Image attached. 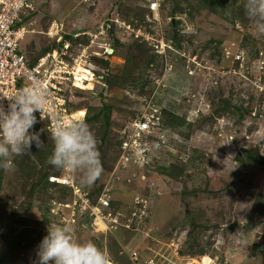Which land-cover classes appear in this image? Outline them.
Wrapping results in <instances>:
<instances>
[{"label": "rangeland", "instance_id": "1", "mask_svg": "<svg viewBox=\"0 0 264 264\" xmlns=\"http://www.w3.org/2000/svg\"><path fill=\"white\" fill-rule=\"evenodd\" d=\"M160 1L159 21L147 8V0H36L41 13L31 25L36 32L22 42L24 52L32 60L45 53V48L57 45L45 34L55 20L64 23L65 37L92 34L72 38L70 54L78 53L82 45H89L84 49L96 53L86 63H77L75 74L79 80L67 86L68 99L71 105L84 110L89 106L113 108L108 138L104 143L99 141L103 172L96 184L104 185L100 193L107 185L112 188L108 194L113 209L132 205L133 196L138 194L147 201L148 213L137 231L131 229L116 237L106 234L107 229L85 227L87 214L81 217L79 206L74 208L76 197L69 186L48 183L47 192L39 187L32 191L40 181L37 171L44 169V162L48 170L54 171L49 176L72 178L48 163V146L36 148L29 156L37 167L32 171L31 165V173L23 172L27 156L13 157V167L1 169L0 264H35L48 225L68 226L76 240L93 241L108 253L112 264H130L126 253L132 248L158 247L174 233L185 238L189 230L205 251L203 255L188 254L195 258L194 264H264V216L253 212L257 196L264 195V166H239L234 160L242 149L257 148L264 156V35L256 32L247 19L245 0L228 3L224 14L211 13L193 0L196 10L192 16L177 15L178 25H171V2ZM147 10L153 15L150 23ZM123 21L136 31L140 28L141 32H149L148 40H138L154 52V40L160 32L168 37L174 30L179 31L182 42H188L183 46L187 57L170 59L165 53L144 68L146 54L143 59L137 53L131 58L140 67L133 75L135 85L124 82V86H117L119 76L125 74L126 57L131 54L129 45L136 40ZM116 37L121 45L115 46ZM113 46L115 51L108 54L107 48ZM103 60L109 63L107 69ZM85 66L91 74H84ZM104 73L112 81L108 89ZM82 77L90 81H83V85ZM90 82V89L82 88ZM77 84L80 88H75ZM150 98L184 117L191 127H154L140 137L134 157L125 162L117 160L116 140L127 137L129 120L144 114ZM222 99L249 109L251 114L240 118L228 112L217 113ZM91 131L98 136L96 127L91 126ZM171 163L184 168L179 179L160 172L159 167ZM81 189L88 195L90 190L95 191L93 186ZM190 219L198 223L195 229ZM112 239L122 241L125 250L118 249Z\"/></svg>", "mask_w": 264, "mask_h": 264}, {"label": "clouds", "instance_id": "2", "mask_svg": "<svg viewBox=\"0 0 264 264\" xmlns=\"http://www.w3.org/2000/svg\"><path fill=\"white\" fill-rule=\"evenodd\" d=\"M147 8L153 13V15L155 14V12L149 8L148 0ZM37 11L38 12L33 17L31 16V18L26 19V21L29 22V28H31V25L36 20L37 15L41 13L38 5ZM157 13L159 16L160 8ZM245 14L247 19L251 22L254 30L259 34L264 35V0H245ZM153 15H147V20L153 21V19L150 18H153ZM173 19L175 18L171 19L172 22ZM123 23H126V21H123ZM138 30L141 31L140 28H138ZM134 31L136 30L134 29ZM34 32L36 31L28 32L25 37L28 34H34ZM100 32H104L103 27H101ZM64 33L65 32L63 28V38L59 42L56 41V37L50 38L45 33L48 38L54 42V44H57L55 48L46 53L61 49H67V52L69 53L70 43L68 40H65ZM131 33L134 34L133 31ZM84 35L90 36L92 34L84 32L83 34L79 33L73 36L78 37ZM99 36L96 35L97 38H99ZM23 40L21 41V50L24 52L25 50L22 48ZM165 40L168 42L166 38V33ZM65 44L67 45V47H65ZM156 44L157 42H155V45ZM86 46L89 45H82V48L78 53L71 55L76 56L80 54L82 50H84L85 56L83 57L86 61H89V58L93 56L96 52L84 49ZM167 48L168 46H166L165 48V53H167ZM107 50H113V48H107ZM155 52L160 54L156 51V47ZM46 53L41 55L40 57L46 55ZM107 53L111 54L109 52ZM86 61L84 62L86 63ZM85 69L89 68L85 66ZM4 100L8 101V106L6 109L3 103H0V169H4L5 171H7L13 167V157L31 155V149L33 145H35L38 150H41L43 148L44 141L41 139V135L44 133L43 129L41 128L39 131L32 130L39 121L43 123L40 120V117L44 114V112L49 106L50 92L48 86L42 80H40L39 78H33L26 86L20 87L12 91L9 95H0V101ZM67 101L69 104V111L71 113L80 110V108L76 110H72L70 108L68 95ZM161 109L162 107L156 104L153 99H150L149 102H147V109H145L144 114L140 116V119L147 125L141 131L142 135L154 127H161ZM84 112L85 114L83 115V117L79 119L76 118V121L69 120L66 122L60 116L55 117V123L51 128V131H49L45 122L44 126L47 131L51 134V139L54 145L52 154L48 158V163L58 170L66 171L71 174L72 179L77 183L78 187L89 188L93 186L95 182L100 178L103 172V167L100 158V152L98 150V140L94 133L89 129V126L85 122H83L86 117L87 109H85ZM37 113H39V121L37 119ZM135 119L137 118H132L129 120L131 129L135 127V125H133ZM124 140L125 139H122L121 145L119 147V152L117 153V160L120 159V156L124 151L122 148ZM137 143L138 144L133 145L129 151H126L129 155V158L130 156L134 157V149L135 147H139L137 145H140V137L138 138ZM51 177H55L57 179H65L64 177L51 175L48 177V180L51 183H57L62 185L65 184L66 186H69L67 182L58 181L56 179L52 180ZM70 190L72 191L71 187ZM122 211L128 213V209H123ZM87 221L88 219L85 218L84 224H86ZM85 227H88L87 224ZM129 230L130 229L125 228L124 230L117 231L115 234H110L116 236L118 233H127L129 232ZM182 238L184 240L185 247L186 237ZM152 239L153 238H150V240ZM168 240L169 239L167 238L163 242H167ZM154 241L158 240L155 239ZM147 248H156V246L151 245V247ZM139 251L147 252L146 249ZM185 254L189 256L187 253ZM36 255L37 261L35 262V264H112V260L108 253L99 248L93 241L89 240L85 242H80L74 238L73 230L70 227L61 225H48L47 235L44 236L41 243L38 245Z\"/></svg>", "mask_w": 264, "mask_h": 264}, {"label": "built area", "instance_id": "3", "mask_svg": "<svg viewBox=\"0 0 264 264\" xmlns=\"http://www.w3.org/2000/svg\"><path fill=\"white\" fill-rule=\"evenodd\" d=\"M148 6L155 12L159 20L158 10L160 8L159 0H148ZM37 11L35 0H0V95L7 96L12 91L26 86L33 78L42 80L49 89L50 100L49 106L40 117L42 122L47 124V128L51 131L55 123V117L60 116L66 122L76 121V117L69 111L67 101L68 85L74 86L76 74L75 67L80 60H83L85 51L76 56H72L67 52V49L56 50L40 57L34 65H31L27 55L21 50V41L28 32L35 31L29 28V22L26 19L31 18V14ZM156 17V18H157ZM124 27L134 32V37L142 36L143 40H148L149 32L143 33L140 30L134 31L130 24L124 23ZM63 22L54 21L51 23L46 34L50 38H55L56 41H61L63 38ZM157 42L156 51L160 54H165L166 46L171 47L170 43L165 40V34L160 32L154 40ZM65 47L67 45L65 44ZM241 57V56H240ZM239 56L236 59H240ZM83 61H86L85 59ZM192 71V70H190ZM76 82V81H75ZM73 83V84H72ZM7 109L8 101H0ZM39 117V113H37ZM129 134L122 144L123 153L120 156V161L129 160V151L133 145L138 144L137 140L141 137V131L147 125L140 118L134 120ZM56 179L65 181L72 188L75 195V205L78 207V213L83 217L87 214V225L91 229L105 230V233L115 234L119 230L133 229L138 230L139 226L147 216V201L140 195L134 196V205L128 207V213L121 209H113L110 205L109 190L107 185L95 201H92L85 191L77 186L76 182L71 178ZM77 203V204H76ZM73 218L76 217L75 209L72 213ZM84 218V219H85ZM83 219V220H84ZM106 225V227H105ZM122 246V251L125 247ZM147 252L138 251L132 248L126 253L130 264H194L195 259L187 256L184 253V240L181 236L175 233L167 242H161V245L156 248H147Z\"/></svg>", "mask_w": 264, "mask_h": 264}, {"label": "trees", "instance_id": "4", "mask_svg": "<svg viewBox=\"0 0 264 264\" xmlns=\"http://www.w3.org/2000/svg\"><path fill=\"white\" fill-rule=\"evenodd\" d=\"M170 1L172 4V8L170 11V16L172 18H175V23L178 25L180 24V19H177V15H182V14H188L192 16V13L196 10V5L194 3L193 0H167ZM199 3V6L208 10L211 13L214 14H219V13H226L227 11V7L226 5L229 3L231 5H235L237 0H196ZM162 2V1H161ZM161 8V6H160ZM188 9V10H187ZM149 12V10H147ZM37 12H34L31 14V16L33 17ZM147 15L152 16L151 12L147 13ZM147 18V16H146ZM235 17H232L231 22H234ZM142 20V19H141ZM145 22V20H144ZM150 23L151 21L147 20V23ZM146 24V22H145ZM147 25V24H146ZM171 25H174V23L171 21ZM112 29V28H110ZM108 29V31L112 32V30ZM73 35H67L66 37L64 36L65 40H68L70 43V47H71V41L72 38L78 39L81 36L78 37H72ZM186 36V35H183ZM168 42L170 43L171 47L167 48V55H169L170 59L172 58V56H177L180 58V60L185 59L187 57L186 55V51H184V43H188L186 42H182L184 41V39L182 38V35L179 33V31H175L173 34L168 35V37H166ZM117 40H115L114 44L116 45H121L122 43L119 42V38L116 37ZM79 46H81V43H78ZM115 46H113V50L115 51ZM56 45L53 46H49L47 48H45L43 51H51L53 48H55ZM129 49L131 51H129L128 53H131L130 56L128 55L126 57V65L124 67L125 70V74L119 76V83L117 84V86L121 87L122 85L124 86V82L126 83H131V85H135V78L133 77V75L136 73V71L140 68L139 65L134 64V60H131L132 57H135L136 54H140L143 55V59H144V54H146V63L144 64V68H149L151 65L155 64L156 62V57L159 56L160 54L156 53L153 51V49L149 46L147 47V45L144 43H140L138 39H136L134 42L131 43V45H129ZM113 51V52H114ZM45 52V53H46ZM43 53V54H45ZM152 53V54H149ZM27 54V53H26ZM42 53L38 56H35L32 60L29 59L30 64H35L37 59L43 55ZM183 55H185V58H183ZM171 61V60H170ZM102 65H104V67H106V69L109 66L108 61H101ZM132 64V66H131ZM194 71V70H193ZM104 81H105V87L106 89L109 88V86H112V81L109 80L110 75H108L107 73H104ZM78 88V87H75ZM77 91V90H76ZM140 92H144L143 89L140 90ZM68 95V91L65 92ZM151 99V98H150ZM70 108L72 110H76L78 109L77 107L73 106L70 104ZM112 107L109 105H104L103 107L99 108V107H88L87 109V113H86V117L84 119L83 122H85L91 130V126H94L97 128V133L98 136H96L97 140H98V150L99 152H101V149L103 148L102 145H100V142L104 143L107 140V136L110 133V117H111V113H112ZM70 110V109H69ZM216 112L221 114L223 112H228V113H232V114H236L239 115L240 118L244 117L246 114H251L250 110L247 108H244L242 106L239 105H232L230 103L229 100H224L222 99L220 101V104H218L217 108H216ZM161 117H162V125L161 127H168L170 129H176L182 126H185L186 124L189 125L191 127L190 123H186V119L184 117H181L175 113H172L171 111H169L167 108L162 107L161 109ZM37 119L39 121V118L37 116ZM91 125V126H90ZM98 126V127H97ZM160 127V128H161ZM43 129L44 133L41 135V139L44 141V146L42 149H45L47 146L49 147L47 149V151H45V154H47V156H51L52 154V150H53V141L51 139V134L47 131V129L44 126V122L41 123L40 121L34 126V129L32 131H39L40 129ZM50 134L49 138L48 135ZM99 138V139H98ZM100 141V142H99ZM122 139H117L115 144L118 146V150L119 147L121 145ZM46 146V147H45ZM34 149H36L35 145L32 146L31 151H33ZM41 149V150H42ZM118 153V152H117ZM44 154V155H45ZM30 155L23 156L24 158H27V163L24 165V169L25 171H23L24 173H26V171H28L29 173H31V170H35L37 169L36 165L34 163H32L31 159L29 158ZM235 162L240 166H264V156H262L257 148L254 149H242V151L240 153H237L235 155ZM114 161H116V158L114 159ZM32 166V169L30 170V167ZM44 169H38L39 171H37V173L39 174V176H41L40 181H38L34 186H33V192H35L38 187L41 188V190H45V192L48 191V189H46V187H48V183L51 182H47L46 184L43 183V180L48 181V177L49 175L54 172L52 170H48L47 169V163L44 162L43 163ZM159 170L161 173L165 174L166 176H169L170 178L173 179H179L182 174L184 173V168L182 166H180L177 163H171L169 164L168 167H159ZM2 170L0 169V186H1V179H2ZM129 180V179H128ZM51 184H57V183H51ZM102 186L104 185H98L95 184L93 185V188H95V191H91L89 193V197L92 201H95L97 196L100 194ZM70 190V187L68 188ZM146 195L148 194L145 193ZM136 195V194H135ZM134 195V196H135ZM33 196V195H31ZM134 196L132 198V205L131 204H125L126 207L124 208L125 210H127L128 206L130 208H132V206L134 205ZM253 212L258 214V215H262L264 216V195H258L254 205H253ZM189 214V212L187 213ZM147 218V216L145 217V219ZM189 218V217H188ZM22 221H26L24 219H20ZM191 221V222H190ZM189 223L190 225L195 229L198 225L197 222H195L193 219H190ZM122 234H125V232H123ZM193 232L191 230L188 231V235L186 232V241H185V247H184V252L190 255H194L196 252L200 255H203L205 253V251L203 250V248L199 247V243H197L195 240H197L196 238L192 237ZM114 237H116L115 235H113ZM112 236V237H113ZM124 237V236H123ZM190 239L192 240V243H187L186 242H190ZM114 241V243L117 245L118 249L122 248V241H116L115 239H112ZM141 250V248H138V251Z\"/></svg>", "mask_w": 264, "mask_h": 264}, {"label": "bare ground", "instance_id": "5", "mask_svg": "<svg viewBox=\"0 0 264 264\" xmlns=\"http://www.w3.org/2000/svg\"><path fill=\"white\" fill-rule=\"evenodd\" d=\"M77 67H80V66H77ZM83 68V67H82ZM85 69V68H84ZM74 74H75V71H74ZM84 74H91V72L87 69L86 72ZM75 80H79L77 77L75 78ZM83 81H90V79L88 78H85V77H82V81L81 83L83 84ZM78 87H80L81 85L77 84ZM84 85V84H83ZM92 87V82L86 84L85 86H83L82 88H86V89H90ZM85 114L84 112V109H80V110H77L76 112L73 113V116L76 117V118H81L83 117V115ZM3 228V227H2ZM9 238V237H8ZM35 254V253H34Z\"/></svg>", "mask_w": 264, "mask_h": 264}, {"label": "water", "instance_id": "6", "mask_svg": "<svg viewBox=\"0 0 264 264\" xmlns=\"http://www.w3.org/2000/svg\"><path fill=\"white\" fill-rule=\"evenodd\" d=\"M175 22V19H173V23ZM113 50H109V53H111Z\"/></svg>", "mask_w": 264, "mask_h": 264}]
</instances>
